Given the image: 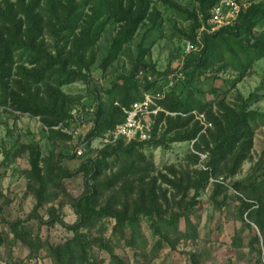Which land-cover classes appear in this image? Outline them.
<instances>
[{"label":"rangeland","instance_id":"obj_1","mask_svg":"<svg viewBox=\"0 0 264 264\" xmlns=\"http://www.w3.org/2000/svg\"><path fill=\"white\" fill-rule=\"evenodd\" d=\"M30 1L24 0L23 3L27 6ZM84 1L87 4L84 5ZM91 1L77 0L76 12L82 13L79 26L85 25L86 20H89L88 16L92 15L94 7ZM149 1L148 17L137 28L130 41L121 46L115 58L104 62L108 58L112 39L121 24L109 20L96 44L83 49L78 47V40L82 36L81 27L73 32L59 31L66 14V1L41 0L40 7L36 9L39 24L32 48L36 52L41 51L42 55H55L58 45L64 48V57L71 59L75 53H79L84 58L80 66L87 81L77 80L58 89L50 80L32 84L28 78V82H25L28 73H33L37 65L44 64V61L30 65L27 62V54L20 60L14 59L7 79L8 87L22 94L36 95L44 101L53 97L52 93L59 92V106L64 107L69 118L56 126L47 127L39 117L0 104V193L4 219L25 220L35 204L31 193L35 181L28 176L31 171L30 153L25 149L28 145H34L33 155L38 157V179L44 182L50 175H57L56 164L74 171L83 161H98L104 150L116 148L119 144L125 149L133 142L123 139L113 141L110 134L116 125L92 139H87L86 136L93 126L92 119H95V116H92L96 109L94 97H99L105 114H110L114 107H119L118 100L107 91L118 77L130 74L137 62L144 67L135 77L137 87L142 94L147 93L154 103L155 112L148 117L155 129L151 130V138L155 136V139H158L164 133L166 117L178 116L161 108L157 102L171 88L181 98L185 97V74L188 71L183 70V64L185 57L198 54L202 48V27L195 32V40L191 41L186 37L190 34L193 22L185 19V14L166 8L160 0ZM173 1L196 14L198 19L201 18V7L205 0ZM235 1L240 6L239 14L258 3L264 4V0ZM219 2L220 0H217L213 7ZM7 11H10L9 14L15 22L21 21V30L17 35L26 41L28 22L17 6V0H0V14ZM236 20L226 27H231ZM2 22L4 26L0 23V33L5 35L13 32L8 22ZM260 31V27L256 28L255 34ZM57 35L63 38L59 44ZM187 41L195 43V51L185 52ZM91 55L93 60H90ZM217 59L218 62L204 70L202 75L193 74L192 79V87L197 89L196 98L201 99L208 107L203 112L179 114L183 119H190L187 130L194 126L198 128L195 137L182 142L167 140L159 147L151 144L136 147L126 166H132L140 172L125 176L120 184H111L113 186L106 191L98 189V202L102 204L109 196L121 191L125 184L131 185V193L114 202V208L121 211L125 208L131 210L144 201L148 205H156L159 211L168 217L171 213L181 212L186 203L193 204L189 216L180 219L177 225L179 233H182L188 223L195 231L196 237L183 239L181 234H169L174 248L165 244L159 251L151 254L146 264H191V255L195 256L199 264H264L261 258V232L258 226L246 217L248 212L259 208V200L245 188L237 189L234 186L235 183L249 185L264 180V122H258L254 129L252 146L247 151L246 158L239 161L235 158L224 159L220 165L213 168L209 164L213 141L221 135L222 129L233 114L241 110L264 114V57L243 72L235 69L227 58ZM69 66L79 69L77 64L71 63ZM154 81L166 84V88L161 92H143L142 86ZM160 114L164 115V119L154 127ZM175 133H168L166 138H172ZM139 156L142 158L138 159ZM123 166L125 165L113 166L111 160H108V168L90 183L96 185L106 182ZM203 172L207 173V181L198 192V197L193 200L194 185L201 179ZM59 184L60 189H56L59 197L47 202L39 213L45 220L55 215L71 225L76 216L70 201L85 191L84 177L78 174L62 179ZM216 186L220 187L217 193L214 192ZM193 202H198L199 205H194ZM241 203L251 205L243 220H240L238 211ZM2 216L0 215V235L4 243L0 245V264H53L43 249H33L31 254L27 240L13 237L2 223ZM114 224L113 219L102 221L91 230V234L104 241L108 240L114 255L122 259L124 264H142L141 255L156 246L159 237L153 235L148 222L142 219L137 237L143 247L138 239L130 246L124 240L129 237V232H125L123 239L120 234L113 232ZM26 225L31 228L33 237L47 239L52 245L63 243L72 236V233L60 224L49 227L31 220ZM101 227H105V230L102 231ZM93 253L94 259L101 261V264L111 263V257L105 250L93 247Z\"/></svg>","mask_w":264,"mask_h":264},{"label":"trees","instance_id":"obj_2","mask_svg":"<svg viewBox=\"0 0 264 264\" xmlns=\"http://www.w3.org/2000/svg\"><path fill=\"white\" fill-rule=\"evenodd\" d=\"M67 5L64 7L66 14L63 17V25L59 31L73 32L75 29L81 27V39L78 40V47L87 49L93 47L98 41L103 32L106 23L109 20L121 24L119 31L113 37L108 58L104 62L115 58L118 50L130 41L134 32L148 17V10L150 8L149 0H92V15L88 16L85 25L79 26L82 20V13H77V0H65ZM162 4L169 9L185 14V19L191 20L193 25L190 28V34L186 37L191 41L195 40V32L203 25H206L209 17V11L217 0H205L201 7V18L198 19L196 14H193L187 9L178 6L173 0H160ZM203 1V0H201ZM24 0H17V6L26 17L28 22L26 41L18 37L17 33L21 30V21L15 22L13 17L9 14L10 11L1 12L0 23L4 26L2 21L8 22L11 25L13 32L0 33V104L7 105L15 111L29 114L33 117H39L40 120L47 127L56 126L61 122H65L69 118L68 112L61 105L59 106L60 93H52L53 97L48 101L39 99L36 95L22 94L18 91H12L8 87L7 79L10 76L11 66L14 64V59H21L27 54V62L30 65H36L40 60L44 64H38L37 69L28 73V77L24 79L30 80L32 84H40L50 80L58 89L62 86L76 82L77 80H85L86 76L81 72V66L84 58L79 53H75L73 59L64 57V48L56 45L55 55H42L41 51L36 52L32 48V43L36 36V27L39 24L38 14L36 9L40 7L41 0H31L25 6ZM87 4V2H83ZM51 5V4H49ZM261 28V31L255 34L256 28ZM202 48L198 54L185 57L183 70L188 71L185 76V84L187 90L185 97L181 98L173 88L166 92L162 99L157 102L158 105L170 113H176L175 118L166 117V130L158 138L152 136L148 141L131 142L125 149H122V144L110 150H104L98 161H83L74 171L56 164L57 175H50L48 180L42 182L38 179L40 175L38 166V157L33 155L34 145L25 147L30 153L31 171L29 179L35 181V187H31V193L35 198V204L32 211L27 215L25 220L15 219L6 220L2 216L1 193H0V215L2 216V223L6 225L13 237L21 240H27V245L31 249H43L47 256L51 258L53 264H101V261L94 259L93 247L105 250L111 257L110 264H124V261L114 255L113 248L109 241H104L100 237H93L91 230L100 222L110 219L115 221L113 232L120 234L124 239L126 231L129 232V237L124 240L133 246V243L138 239L139 244L143 247V243L137 237V230L142 219H145L154 236L159 239L156 246L141 255L142 264H146L151 258L154 251H159L165 244L174 248L173 241L169 234L180 235L183 239L196 237L195 231L187 223L185 230L182 233L178 231V221L189 216V210L193 204L186 203L181 212L171 213L168 217L164 216L156 205H148L146 202L135 205L131 210L127 208L116 210L114 208L115 200H120L121 196H127L133 190L131 185H124L121 191L108 197V199L99 204L98 189L108 190L112 187L111 184H120L123 178L129 174H136L140 172L132 166H126V162L132 158V151L144 144H151L159 147L167 140L170 142L190 141L197 134L198 128L187 130V125L190 119H183L179 114H188L192 111L203 112L207 104L199 98H196L197 89L192 87L193 74L202 75L203 71L208 69L213 63L218 62V58H226L230 61L234 68L240 71H245L255 61L264 57V4L258 3L250 7L246 12H241L236 22L231 27H223L213 33H201ZM57 44L63 41L60 35H57ZM220 51H222L220 53ZM28 52V53H27ZM15 54H17L15 56ZM225 56H227L225 58ZM91 55L90 60H93ZM77 64L79 69H74L69 65ZM140 63H136L130 74L122 75L113 82L112 87L108 90V94L112 95L119 102V107H114L110 114H105L100 104L99 97L95 96L96 109L92 116V128L88 131L86 138L92 139L102 134L104 131L121 123L124 120L122 109L128 107L134 102L141 101L143 94L137 87L135 80L136 75L144 67ZM166 84L154 81L153 83H146L142 86L143 92H154L158 90L163 91ZM132 92V93H131ZM252 95H250L251 97ZM219 99V96L217 97ZM93 118V117H92ZM213 120L212 116L209 117ZM164 119V115L160 114L156 120V127L159 122ZM258 122H264V114H259L254 111L241 110L237 114H233L226 122V126L222 129L221 135L213 141V146L209 152V164L213 168L220 165L224 159L240 160L246 158L247 151L252 146V137L254 129ZM153 128V127H152ZM152 130L155 131L153 128ZM152 132V131H151ZM170 132H176L172 138L167 139L166 135ZM237 149V151H235ZM73 157V156H72ZM62 158V157H61ZM142 157H138L140 159ZM108 160H111V165L120 166L118 170L110 179L104 183L93 185L90 181L96 180L102 175L103 170L108 168ZM59 162V161H58ZM110 164V163H109ZM82 174L84 177L85 191L77 198L70 201V206L76 216L73 224L68 225L62 221L58 216L53 215L49 219H44L39 213L47 202L56 200L59 197L56 189H60V181L65 178H71L75 175ZM55 178V179H53ZM55 180V181H54ZM207 181V173H201V179L194 185L195 194L193 200L198 197V192ZM36 182L38 184H36ZM52 186V188H49ZM237 189L245 188L252 196L259 200V208L254 212L250 211L246 217L251 222L255 223L262 235L263 239V254L264 261V180L258 184L235 183ZM220 187L216 186L214 192L217 193ZM49 192V193H48ZM62 195V193H61ZM194 203V202H193ZM64 204V203H63ZM194 205H199L195 202ZM251 205L241 203L239 205V217L243 220L244 214L250 210ZM35 220L40 225L54 226L60 224L66 231L72 233L71 238L65 240L63 243L52 245L47 239L40 240L38 237H33L31 228L26 225L27 222ZM249 227V226H248ZM102 231L105 227H101ZM13 242V241H12ZM4 243L0 235V245ZM30 254V255H31ZM150 255V257H149ZM261 255V253H260ZM92 256V257H90ZM191 264H199L194 255L190 256Z\"/></svg>","mask_w":264,"mask_h":264},{"label":"built area","instance_id":"obj_3","mask_svg":"<svg viewBox=\"0 0 264 264\" xmlns=\"http://www.w3.org/2000/svg\"><path fill=\"white\" fill-rule=\"evenodd\" d=\"M240 12V6L235 0H220L219 4L213 7L209 13L206 25L202 26L205 33H213L219 29L232 24ZM201 31V32H202ZM195 43L187 41L185 52L191 53L196 50ZM153 100L143 94L141 101L134 102L123 108L124 120L118 123L112 130V140L123 139L124 141L143 142L151 138L152 122L148 117L153 114Z\"/></svg>","mask_w":264,"mask_h":264}]
</instances>
